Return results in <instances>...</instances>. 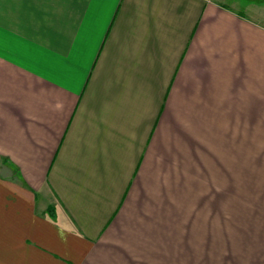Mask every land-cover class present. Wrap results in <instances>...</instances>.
<instances>
[{
    "label": "crops",
    "instance_id": "1",
    "mask_svg": "<svg viewBox=\"0 0 264 264\" xmlns=\"http://www.w3.org/2000/svg\"><path fill=\"white\" fill-rule=\"evenodd\" d=\"M232 5L0 0V264H264V15Z\"/></svg>",
    "mask_w": 264,
    "mask_h": 264
},
{
    "label": "rangeland",
    "instance_id": "2",
    "mask_svg": "<svg viewBox=\"0 0 264 264\" xmlns=\"http://www.w3.org/2000/svg\"><path fill=\"white\" fill-rule=\"evenodd\" d=\"M225 2H227L231 6H233L232 4H236V6H238L239 8H243L247 4L248 5L253 4L254 6H257V8H259L258 10L264 15V0H225ZM262 153L264 156V149L262 150ZM262 170L264 175V162L262 164ZM247 220H248V214H247Z\"/></svg>",
    "mask_w": 264,
    "mask_h": 264
}]
</instances>
